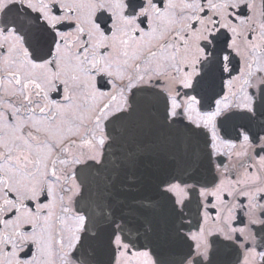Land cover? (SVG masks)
<instances>
[{
    "label": "snow or ice",
    "instance_id": "1",
    "mask_svg": "<svg viewBox=\"0 0 264 264\" xmlns=\"http://www.w3.org/2000/svg\"><path fill=\"white\" fill-rule=\"evenodd\" d=\"M0 264H264V0H0Z\"/></svg>",
    "mask_w": 264,
    "mask_h": 264
}]
</instances>
